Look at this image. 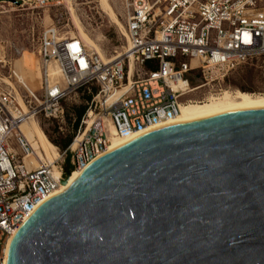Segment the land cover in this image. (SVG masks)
Wrapping results in <instances>:
<instances>
[{
    "label": "water",
    "instance_id": "obj_1",
    "mask_svg": "<svg viewBox=\"0 0 264 264\" xmlns=\"http://www.w3.org/2000/svg\"><path fill=\"white\" fill-rule=\"evenodd\" d=\"M7 264H264V106L101 155L20 226Z\"/></svg>",
    "mask_w": 264,
    "mask_h": 264
},
{
    "label": "built area",
    "instance_id": "obj_2",
    "mask_svg": "<svg viewBox=\"0 0 264 264\" xmlns=\"http://www.w3.org/2000/svg\"><path fill=\"white\" fill-rule=\"evenodd\" d=\"M120 1L128 44L110 58L79 36L62 35L56 26L44 29L38 48L40 94L11 60H0L9 67L8 76H0V264L15 231L71 171L105 154L113 135L128 137L176 116L180 105L191 101V89L200 86L195 82L224 81L264 56V0ZM78 92L91 99L73 139L75 148L72 142L54 164L41 160L35 166L29 159L37 155L21 124L31 117L64 120V101Z\"/></svg>",
    "mask_w": 264,
    "mask_h": 264
},
{
    "label": "rangeland",
    "instance_id": "obj_3",
    "mask_svg": "<svg viewBox=\"0 0 264 264\" xmlns=\"http://www.w3.org/2000/svg\"><path fill=\"white\" fill-rule=\"evenodd\" d=\"M26 1L24 4L17 5L14 2L0 0V60H11L12 68L16 69L27 85L38 94L42 92L41 61L38 48L44 29L56 26L62 35L72 36L74 34L78 36L70 15L68 3L71 2L78 18L82 21L81 23L99 44L103 56L110 58L121 52L128 44L126 34L122 29L125 17L120 0H109L115 21L111 19L108 10L103 11L104 9L99 0ZM24 52H27L26 54L32 57L33 63L25 65ZM257 70L264 74V65H257ZM8 74V64L0 62V76L7 77ZM240 74L242 72L239 73V70H236L230 73L224 81L211 82L187 97L192 101H205L212 95H220L224 90L236 91L238 88L232 86L230 81H238ZM203 82L199 80L193 86L201 85ZM13 83L19 89L21 95L26 93L24 88L16 81H13ZM253 86L256 91L252 93L264 94V79L256 78ZM19 99L21 100L20 97ZM82 106H87V94L83 92L73 93L64 101L66 110L64 120L56 121L40 117V126L46 135L52 139L58 137L55 131L56 128L60 130L63 136L72 135L74 132L73 123L76 120V109ZM10 144L19 152L14 138L10 140ZM66 163H68V159H66Z\"/></svg>",
    "mask_w": 264,
    "mask_h": 264
},
{
    "label": "bare ground",
    "instance_id": "obj_4",
    "mask_svg": "<svg viewBox=\"0 0 264 264\" xmlns=\"http://www.w3.org/2000/svg\"><path fill=\"white\" fill-rule=\"evenodd\" d=\"M100 4L102 5L103 11L108 10L111 19H114V13L112 10V7L109 5V0H99ZM68 8L70 11V15L72 18V21L74 23L75 29L77 31L78 36L86 43L87 46L91 47L96 52L100 53L101 56H103V53L100 49L99 44L97 41L91 36V34L85 29L83 24L81 23L80 19L78 18L74 7L71 5V2L68 3ZM108 8V9H107ZM113 21V20H112ZM117 21V20H116ZM121 25V24H120ZM122 29L124 31V26L122 25ZM125 32V31H124ZM93 33V32H92ZM74 34H72L73 36ZM118 36V35H117ZM119 38V37H118ZM105 47V46H104ZM27 52L23 53V59L25 62V65L33 63L32 57H30ZM23 81L25 82L24 78L21 76ZM26 83V82H25ZM27 84V83H26ZM15 86V84L13 83ZM203 85L196 86L193 89H191L192 92L199 90L203 88ZM219 94V93H217ZM20 97V96H19ZM21 98V97H20ZM20 104L24 107L26 110L23 101L19 99ZM264 106V94L262 93H252V92H246L242 90H236V91H230V90H224L220 95L215 96L212 95L205 101H188L186 103H183L180 105V113H178L176 116L166 120L162 121L160 123L154 124L149 126L146 129H143L139 132H137L134 135L128 136V137H118L113 135L111 137V143L107 148V152H110L118 147H121L122 145L134 140L135 138H138L148 132H151L153 130H157L159 128H163L165 126H169L172 124H176L179 122L189 121V120H195V119H201L211 116H216L220 114H225L245 108L250 107H261ZM21 131L24 133L26 138L28 139L29 143L31 144L33 150L35 151L37 156H32L29 161H31L35 166L38 164L39 161L49 162L54 164L56 160L59 158L61 151L55 146L42 127L40 126L39 121L37 118H30L27 122H24L20 126ZM112 131L114 133V128L112 127ZM77 141L73 142V148H75ZM54 172L58 175L59 170L54 165ZM84 171V168H79L71 171L69 173V176L67 177L66 181H62L60 186L55 189L50 195L46 196L44 199V202L48 199L52 198L56 194L60 193L61 191L65 190L67 187H69L72 182ZM42 203V202H41ZM29 218V217H28ZM27 218V219H28ZM26 219V220H27ZM17 231H15L16 233ZM14 233V234H15ZM14 236V235H13ZM12 237H10L7 245L4 249L3 254V260L2 264H7V257L10 247V242L12 240Z\"/></svg>",
    "mask_w": 264,
    "mask_h": 264
},
{
    "label": "trees",
    "instance_id": "obj_5",
    "mask_svg": "<svg viewBox=\"0 0 264 264\" xmlns=\"http://www.w3.org/2000/svg\"><path fill=\"white\" fill-rule=\"evenodd\" d=\"M259 64L264 65V56H262L258 59H254V60L242 65L241 67H239L237 69V71L239 70V73L242 72V74H240V79L238 81H230L232 86H234V87H236L242 91L255 92L256 88H254V86H253L255 79L258 77L260 79H264V76H263L264 74L261 73V71L257 70V65H259ZM89 99H91V95H87V100H89ZM86 108H87V106H82V107H79L78 109H76V112H75L76 120L73 123L74 132L72 135L63 136V134H61L60 130L56 128L55 131L58 134V137L56 139H52L51 137H48L50 139V141L55 146H57V148L60 151L65 150L72 143L73 138H74V134L79 127L81 117L83 116ZM65 116H66V110H65ZM68 158H69V156H68Z\"/></svg>",
    "mask_w": 264,
    "mask_h": 264
}]
</instances>
